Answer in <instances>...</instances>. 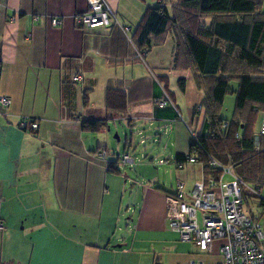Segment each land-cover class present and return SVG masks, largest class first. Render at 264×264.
<instances>
[{"label": "crops", "instance_id": "crops-1", "mask_svg": "<svg viewBox=\"0 0 264 264\" xmlns=\"http://www.w3.org/2000/svg\"><path fill=\"white\" fill-rule=\"evenodd\" d=\"M104 1L118 22L134 26L131 37L146 10L159 3L153 0L145 7V0ZM128 6L137 14L128 16L132 21L124 17ZM87 10V0H0V98L10 102L0 106V264H189L195 247L167 229L165 198L175 194L177 183L188 193L215 176L187 164L175 168L179 172L172 185L157 173L130 191L131 217L118 235L123 223L119 208L127 197L119 166L127 164L108 149L107 132L110 122L123 125L130 135L122 141L127 152L135 136L140 144L148 139L145 158L154 165L155 158L163 157L173 165L190 154L193 135L209 132L204 110L197 112L205 92L193 70H174L175 44L170 56L164 55L160 44L165 38L139 59L118 28H78L75 17ZM54 19L60 21L58 27L52 26ZM124 67L130 72H113ZM76 76L81 80L74 81ZM232 83L220 110L225 121L235 113L238 85ZM99 85L102 104L94 98ZM108 86L124 92L123 113L106 109ZM164 94L175 110L158 107ZM228 97L231 111L225 117ZM263 116L264 111L256 112L255 136ZM98 120H107V127L98 133L82 129L83 122ZM23 121L37 123V130L21 131ZM115 139L120 142L117 133ZM101 149L106 151L103 161L95 156Z\"/></svg>", "mask_w": 264, "mask_h": 264}, {"label": "trees", "instance_id": "trees-1", "mask_svg": "<svg viewBox=\"0 0 264 264\" xmlns=\"http://www.w3.org/2000/svg\"><path fill=\"white\" fill-rule=\"evenodd\" d=\"M262 0H159L146 10L144 17L130 37L137 53H147L150 46L164 41L170 32L175 41L174 70H193L197 83L205 92L204 110L209 132L191 144L190 154L176 158L184 161L194 152L203 164L209 159L223 167H230L246 186L261 189L264 179V137H260L261 151L253 146L252 125L256 112L264 111V14ZM132 30V29H131ZM132 32V31H131ZM236 82L235 113L230 121L220 118L223 100ZM184 90L182 79L178 80ZM87 101L86 96L84 99ZM105 107L120 114L126 107L123 91L108 86ZM172 108L174 106H166ZM255 109L257 110L255 112ZM244 122L241 123V120ZM228 127L222 130V124ZM107 127V120L87 121L82 129L98 133ZM243 127L240 140L235 135ZM260 164L261 178L255 179V165ZM108 170L118 172L111 166ZM211 176L217 171L204 169ZM253 170V171H252ZM244 202L248 197L259 198L243 189ZM264 207V201L261 200Z\"/></svg>", "mask_w": 264, "mask_h": 264}, {"label": "built area", "instance_id": "built-area-1", "mask_svg": "<svg viewBox=\"0 0 264 264\" xmlns=\"http://www.w3.org/2000/svg\"><path fill=\"white\" fill-rule=\"evenodd\" d=\"M88 10L75 17V24L85 31L97 28H118L131 43L129 35L131 28L121 26L104 0H87ZM53 27L60 25L59 20H52ZM147 53H137V58L143 59ZM79 76L74 81H80ZM10 104L6 98H0V106L8 107ZM159 108L173 106L170 98L164 94L162 100L157 102ZM201 108L197 109L200 112ZM228 124H222L225 131ZM38 128L37 123L23 121L19 124L21 131L34 132ZM260 137H264V116L261 118L258 135L254 137L253 146L256 152L261 151ZM240 140V135H235ZM192 143L196 145L198 138L193 135ZM195 153V152H194ZM193 153V154H194ZM189 156L184 161L173 160L176 169H182L187 164L199 165L203 170L207 167L211 171H217L218 175L209 177L194 184L190 192H185L182 184L177 183L174 195L165 198L166 226L171 232L179 236L183 243L192 244L197 251L212 258L215 256V243L221 242L219 256L221 260L213 264H264V225L259 217H253L244 213L243 189L251 195L260 196V189L244 185L233 173L230 167H223L215 160L209 159L205 165L196 156ZM98 160H104L106 151L99 150L96 153ZM122 164H131L128 155L120 158ZM170 161H158L157 165L163 166ZM229 177L226 181L225 178ZM3 226L0 224V231ZM189 264H210L207 260H192Z\"/></svg>", "mask_w": 264, "mask_h": 264}, {"label": "rangeland", "instance_id": "rangeland-1", "mask_svg": "<svg viewBox=\"0 0 264 264\" xmlns=\"http://www.w3.org/2000/svg\"><path fill=\"white\" fill-rule=\"evenodd\" d=\"M153 0H145L144 6L146 7L148 4H151ZM148 3V4H147ZM136 10V9H135ZM125 13L127 16H124L127 21H132L128 18V16L131 19H135L137 14L134 13V8L133 7H129L125 10ZM119 20V19H118ZM134 21V20H133ZM120 22V21H119ZM121 23V22H120ZM131 24L133 22H130ZM121 25H125L127 27H130L131 29L134 28V26L130 25L129 23L125 22V24L121 23ZM165 42L163 44H160L161 47H164L162 50H164V55H168L170 56V53L172 52V50L174 49V38L172 36V34L170 32H168L165 36ZM160 45L156 46L154 45V49L159 48ZM155 52V51H154ZM154 52L152 54H154ZM130 72V68L129 67H124L123 68H116L115 71L117 74L116 75H120L123 71ZM103 75L102 70H98V78H101V76ZM234 83H231V87L233 86ZM94 98L98 99V101L100 102L99 104L103 103V89L102 87L96 86V89L94 90ZM230 97H228L225 101V104L223 106V116L227 117L231 111L230 105H229V100ZM232 107V106H231ZM112 122L109 123V127L110 130L109 132H107L108 137H109V142L110 145L107 146L108 149L110 151H112L114 153L115 157H119V159L121 158V156L124 153H128L129 157L131 158V160H133V164H127L125 166L120 165V176L122 178V184L124 183L125 177H126V184H125V192H127V197H125V199L122 200L121 205H120V215L122 216L123 219V223L121 225V227L119 228V232H117L118 235L121 234L122 230H125V221L127 219H129L131 217V214L129 212H127V208H129L128 203L126 202L127 198L130 196V191H132V189H135L136 186L141 187V186H145L149 183L150 179L153 178L154 176H156V174H160V176H162L164 178V181L166 183H172V185L175 184V180L176 177L178 175V170L175 169L174 165H170L171 163L164 165V166H159L156 164H152V162L150 160H147V158H145V151L144 149H147V147L150 145L149 144V140H144V144H140V140L138 139L137 136H135L133 138V149L129 152H127L128 149L125 148L124 144L122 141H124V136L127 135L128 139H130V135H129V130L122 125V128L118 125H116V127L114 125H111ZM257 120L254 121V124L252 125V131L253 133H255V131H257ZM116 133L119 135L120 137V142L117 141L115 139V135ZM239 135L241 136V130L238 132ZM113 157V156H112ZM166 161V158L163 157H159V158H155V161ZM121 161V160H120ZM255 169H256V173L255 179H252V182H250V186H253V184H255L256 182H260V180H262L261 178V173H259L260 171V164L258 162V164L256 163L255 165ZM253 171V170H252ZM124 178V179H123ZM129 179V180H128ZM226 181L229 180V177L225 178ZM128 181V183H127ZM130 181V182H129ZM132 181V183H131ZM125 194V193H124ZM261 200L264 201V179L262 180L261 183V189H260V196L259 198H251L248 197L245 199V203H244V213L247 215H251L253 217H259L260 218V223L264 225V207L261 206ZM118 202H120V199L118 198ZM129 209H133V208H129ZM221 245V242H216L215 243V256L212 258H207L208 263L213 264L219 260H221V257L219 256V247ZM157 248V247H156ZM145 250H147V247H144ZM146 252V251H145ZM191 253L193 254V256H191L193 258V260H198L201 257V254L198 253V251L194 248ZM167 264V262H166ZM169 264V263H168Z\"/></svg>", "mask_w": 264, "mask_h": 264}]
</instances>
